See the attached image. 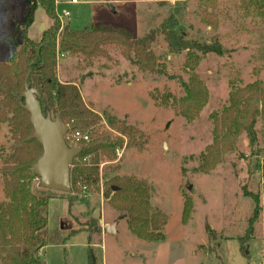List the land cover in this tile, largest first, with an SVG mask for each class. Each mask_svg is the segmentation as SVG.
Wrapping results in <instances>:
<instances>
[{"label": "rangeland", "instance_id": "1", "mask_svg": "<svg viewBox=\"0 0 264 264\" xmlns=\"http://www.w3.org/2000/svg\"><path fill=\"white\" fill-rule=\"evenodd\" d=\"M69 1L55 0L60 27L69 24L80 30L108 24L130 31L135 38L172 18L178 35L198 43L216 41L223 53H207L199 60L196 74L207 87L208 100L199 116L188 121L172 103L166 106L152 98L156 91L182 96L188 76L186 52L170 53L162 34L152 47L166 63L165 75L137 70L121 49H109L107 56L93 59L89 66L81 57L57 52L58 80L74 81L83 103L100 118L83 133L108 131L122 144L113 159L99 162L97 180L88 186L78 183L74 192L42 188L34 179V191L50 196L42 260L89 264L91 248L97 264H264V121L257 118L253 142L243 132L233 151L223 154L213 168L200 170L201 155L213 140L212 113L227 103L232 82L245 86L257 81L264 91V10L261 16L244 13L241 0ZM26 9V0H0V64L10 61L20 43L14 25ZM63 10L69 16L61 21L58 14ZM42 23L45 31L53 21L39 5L28 28L31 39H40ZM107 117L114 118L115 127ZM123 124L136 132L122 133ZM7 138V127L1 126L0 143L8 147ZM116 176L146 181L151 206L167 215L162 239L138 238L128 228L127 212L104 197ZM3 185L0 177V200ZM188 197L191 213L184 221ZM97 206L100 217L93 218ZM112 223L116 233L108 234L106 226Z\"/></svg>", "mask_w": 264, "mask_h": 264}, {"label": "trees", "instance_id": "2", "mask_svg": "<svg viewBox=\"0 0 264 264\" xmlns=\"http://www.w3.org/2000/svg\"><path fill=\"white\" fill-rule=\"evenodd\" d=\"M27 11L15 26L19 45L8 62L0 64V127H7L8 147L0 143V177L3 181L4 199L0 200V262L1 264H46L41 250L47 242V206L49 197L43 191L36 192L32 182L37 179L31 165L42 154L39 142L32 136L33 126L29 112L17 102L16 94L27 85L41 93L40 104L53 115H60L67 127L65 139L69 145H79L82 150L73 159L70 169L71 190L78 183L89 185L98 178L99 162L113 159L121 148L122 141L112 137L108 131H92L88 141L71 140V134L79 130H91L100 121L98 115L82 101L79 87L73 82H60L57 78V52L83 58L85 65H92L93 59L107 56L109 49H121L125 58L137 70L149 74L165 75L167 67L162 57L153 50V43L162 34L170 53L186 52L184 68L188 74L182 83L184 94L175 97L166 91L152 94V98L166 106L172 103L180 116L188 121L197 118L206 104L208 91L198 78L196 66L207 53L222 54L218 42L201 43L186 40L174 31L176 21L172 18L160 27L151 29L142 37H133L122 27L108 24H91L88 28L74 29L69 24L60 27L55 9V0H26ZM212 4L215 6V2ZM244 13L261 16L264 0H241ZM41 5L52 26L41 33L35 41L28 36L36 7ZM210 23V15L204 16ZM171 98V100H170ZM227 103L212 113L213 140L201 155V172L218 164L222 155L235 148L237 138L245 132L251 142L255 140L254 125L257 118L264 121V91L257 81L239 86L232 82ZM109 125L115 127L112 117ZM122 133L132 136L136 130L122 125ZM117 154V153H116ZM113 185L104 191L112 205L121 212H127L128 228L140 239L158 241L162 239L167 215L150 204V187L145 180L133 176L114 177ZM113 186L117 188L112 189ZM183 220L191 213V201L183 204ZM93 229L98 230L95 225ZM89 264H97L96 256L89 248Z\"/></svg>", "mask_w": 264, "mask_h": 264}, {"label": "water", "instance_id": "3", "mask_svg": "<svg viewBox=\"0 0 264 264\" xmlns=\"http://www.w3.org/2000/svg\"><path fill=\"white\" fill-rule=\"evenodd\" d=\"M45 29L42 23L40 31ZM18 104L29 112L33 126L32 136L39 142L42 154L31 165L42 188L69 192L71 189L70 169L73 159L82 150L81 146L69 145L65 139L66 126L60 115H53L48 108L40 104L41 93L25 82V90L15 95ZM117 187L113 186L115 190ZM100 207L93 210V218H99ZM107 233H116L115 223L106 226ZM248 245L244 252L247 254Z\"/></svg>", "mask_w": 264, "mask_h": 264}, {"label": "built area", "instance_id": "4", "mask_svg": "<svg viewBox=\"0 0 264 264\" xmlns=\"http://www.w3.org/2000/svg\"><path fill=\"white\" fill-rule=\"evenodd\" d=\"M70 3H76L78 2V0H70ZM59 15V19L62 21L63 19H65V17L69 16V12L67 10H63L62 14H58ZM71 140L72 141H77V140H84V141H88L89 140V135L86 133H83L79 130L75 131L73 134H71Z\"/></svg>", "mask_w": 264, "mask_h": 264}]
</instances>
